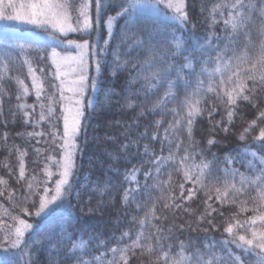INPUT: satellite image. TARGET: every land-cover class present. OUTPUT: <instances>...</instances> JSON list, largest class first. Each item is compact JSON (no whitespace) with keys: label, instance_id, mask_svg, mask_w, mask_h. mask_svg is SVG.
<instances>
[{"label":"trees","instance_id":"1","mask_svg":"<svg viewBox=\"0 0 264 264\" xmlns=\"http://www.w3.org/2000/svg\"><path fill=\"white\" fill-rule=\"evenodd\" d=\"M143 1L128 0V3L137 4ZM75 2L79 6L85 0ZM244 2L248 3L249 0ZM251 2L257 7L253 13L254 21L247 30L252 42L258 45L259 30L264 23V17L260 15V0ZM108 3L109 0H105V4ZM112 3L115 4V0ZM233 3L235 0H183L189 20L187 32L183 31L176 20L161 14L140 12L135 8L131 22L154 33H163L170 44L175 42L173 38L178 39L180 51L177 53L175 47L170 48V54L175 53L173 62L177 67L186 64L191 66L183 69L184 79L177 80L173 71L167 78L174 81L171 88L166 80L158 92L148 93L142 100H136L124 91L131 79V65L117 71L114 76L110 64L103 68L93 96L94 107L88 111L86 136L80 138L81 153L77 160L79 171L73 180L75 191L80 195L77 197L73 194L71 207L58 208L39 218L38 222L30 218L29 214L35 216L40 196L46 195L43 189L48 187L54 190L55 181L60 179L58 161L61 153L53 152L43 141L37 144L36 139L27 136V133L40 132L42 128L47 131V107L43 110L45 121L41 122V126L33 128L31 124H25L23 115L24 111L31 112L32 109L26 107L22 110L19 105L30 106L36 102L34 80L45 97L42 102L47 105V97L54 91L49 72H55L51 52L56 46L47 38L39 37L40 33L47 35L42 29L0 24V243L4 242L9 233L14 238L19 219H25L28 223H36L37 231L41 233L33 237L39 244L32 248L35 255L31 264H51L50 256L52 261L56 260V240H62L58 245L61 249L59 256H64L73 249L74 243L83 242L84 248H75L74 254L84 252L87 259L106 253L103 264H108L113 259L118 264H125L120 251L113 256L110 251L113 248H127L123 253L127 264H164V253H168L170 258L180 259L181 243L185 245V256L191 255L196 248L205 252L204 245L212 243L213 238L215 241L229 238L224 232L228 224L235 225L237 221L244 223L259 214L253 209L261 204L258 199L261 188L254 185L242 187L240 176L233 178L232 171L236 169L249 179L258 175L261 167L259 157H264V146L254 142L253 137L258 136L264 128V120L258 119L259 113L264 111V92L259 93V98L255 93H245L249 95L248 101L237 97L236 105L229 106L227 93L232 92L235 95L238 80L233 78L229 82L228 78L237 70L236 62H233L230 69H224L220 65L222 73L216 72L215 62L204 63L208 56V34H223V21L228 18L229 10L226 5ZM89 11L94 17V3ZM117 11L119 6L111 7L105 13L104 29L101 33L103 38H109L106 34L107 17L115 15ZM213 18L217 21L215 25H212ZM127 22L128 17L118 18L119 25ZM118 24L113 23L116 33L115 39L111 40L113 48L120 40ZM228 30L231 31L230 27ZM142 36V32H137L135 36H130L128 44ZM87 38L77 33H69L67 36V39L77 41ZM103 38L99 40L101 44ZM240 40L243 41V37ZM216 43L215 39L211 41V45ZM128 44L122 48H127ZM201 45H205V49ZM37 47L44 50L43 58L36 51ZM244 51L246 49L241 42L236 54L240 55ZM137 52L138 50H131L130 55H122L121 60L131 59L133 62L142 63L148 59L147 52L140 55ZM251 55L249 52V56ZM186 57L189 59L186 60ZM112 59L109 54L108 60ZM239 67L240 79H243V70L250 68L251 64L245 62ZM29 68L32 69L31 73ZM41 68L44 69L43 73ZM201 72L203 74L197 76ZM198 80L203 83H198ZM222 80L225 82L221 83ZM55 83L58 85L59 82ZM244 83L251 87L250 80H244ZM142 84V79L137 80L135 88H140ZM210 86L213 91H208ZM260 86L257 73V88ZM24 88L28 89L27 94L24 93ZM165 92H169L175 99L157 107ZM58 96L56 91V97ZM129 103L133 107H128ZM174 108H182V111L178 110V114L173 116L170 110ZM214 108L216 112L209 118L208 114ZM192 109L199 110L202 115L196 118L189 140L186 117ZM54 111L59 113L58 105L54 107ZM142 111L144 114L140 116ZM228 111L234 112L231 124L228 122ZM40 115L41 110L37 107L34 118L38 120ZM221 120L228 127L227 133L223 127H213L215 122ZM253 120L257 124L241 140V134ZM157 121L162 126H158ZM178 121L184 122L183 126ZM62 123L61 118V133ZM165 129H169L166 140L171 142V147L165 145L162 152L160 140L151 138L156 133L162 139L165 138ZM141 133H146V136L142 137ZM210 139L216 143L209 146ZM174 141H182L183 147L178 150ZM125 145L128 147L125 148ZM36 148L42 150L39 157L36 155ZM185 148H189L190 155L185 152ZM252 152L257 156L253 157ZM21 153L26 155L21 156ZM161 155L166 159L159 164L151 163L156 156ZM186 155L188 158L182 160L181 157ZM169 157L171 158L168 159ZM229 157H237V162L227 164ZM21 159L24 162L26 179L19 178ZM249 161L256 166V171L250 169ZM147 172L151 176L146 180ZM189 177H199L200 182L194 185ZM29 182L33 185V191L39 193L35 197V207L30 206L31 201L22 203ZM233 184L235 189H240L239 192L231 187ZM189 190L194 195L191 199H185ZM217 196L221 199H217ZM22 208H28V212H22ZM209 220L212 221L211 224ZM260 226L257 221L255 227L259 229ZM53 227L54 239L50 243L43 238V233ZM157 232L162 236L159 244ZM234 232L237 236L243 234L251 238V229L245 232L243 228H234ZM102 244L104 246H100ZM134 244L137 246L133 247ZM231 247L236 255L241 254L235 246ZM213 251L221 257L225 255L220 246ZM204 258H208L207 253ZM67 264L74 262L68 260Z\"/></svg>","mask_w":264,"mask_h":264},{"label":"snow or ice","instance_id":"2","mask_svg":"<svg viewBox=\"0 0 264 264\" xmlns=\"http://www.w3.org/2000/svg\"><path fill=\"white\" fill-rule=\"evenodd\" d=\"M92 3L95 4L94 17L89 11ZM117 6H119V11L115 15L107 17V35L109 38H103L101 33L104 29L105 13L109 8ZM136 6L135 3H128V0H115V4L112 3V0H109L107 5L105 4V0H85L79 6L76 5L75 0H37V2L27 5L26 10L16 11L14 15L3 16L0 14V19L6 22H26L35 25L38 29H42L47 33L48 40L55 41L57 45H64V51L66 52L65 55L61 56L55 47L52 48L51 57L52 64L55 66V72H49V75L53 79L51 87L54 91L52 95L47 97V105L42 102L45 97L42 96V89L35 83V80L33 81V87L36 89V102L30 106H26L25 104L19 105V108L22 110L26 107L32 109L31 112L24 111L23 115L25 117V124H31L33 128L41 126V122L45 121L46 117L43 114V110L47 107V131L42 128L40 132L27 133V136L30 139H36L37 144L43 141L53 152L61 153L60 160L58 161L61 169L59 173L60 179L55 181L54 190L48 187L43 189L46 195L40 196L39 207L35 212V216L29 214L30 218L34 221L38 222L39 218H43L58 208L64 206L71 207V197L73 194L77 197L80 195L79 192L75 191L73 185V180L79 171L77 160L81 153L80 138L81 136H86L88 111L94 107L90 92L96 91L100 74L103 72L105 66L109 64L112 66V75L114 76L117 71L128 68L131 65L129 68L131 79L127 82L124 91L128 96L136 100H142L148 93L158 92L167 78L172 75L173 71L176 73L177 80L184 79L182 75L183 69L191 66L186 64L177 67L173 62L175 53L170 54V48L175 47L177 53L180 51L181 46L178 39L173 38L175 42L170 44L168 37L163 33H154L131 22L132 14ZM144 6H151L156 11H159L161 6L167 9L174 7L171 0H168L167 3L165 0H145ZM226 6L229 10L228 18L223 21L225 25L224 29H222L223 34L216 35L214 32L208 34L206 41L208 56L205 58L204 63L215 62L217 65L216 72L222 73L223 69L220 65H223L224 69H230L233 62H236L237 70L228 78L229 82L233 78L238 80L236 89L234 90L235 95L232 92L227 93V103L229 106L234 107L237 103V97H242L243 100L248 101L249 95H245V93H255L257 98H259V93L264 92V23H262L259 30V44H254L250 32L247 29L254 21L253 13L257 5L252 3L251 0L248 3H245L244 0H235V3ZM259 10L260 15L264 17V0H260ZM215 11L216 9L214 8L213 12ZM175 12L176 15L171 17V19L178 21L183 31L187 32L189 20L182 2L175 5ZM125 17H128L129 22L119 25L118 18L123 19ZM114 22L118 24L120 33V40L115 48L111 45V40L115 39L116 36L113 28ZM216 23L217 21L213 18L212 25ZM229 27L231 31L228 30ZM57 32L60 35H57ZM137 32H142L143 36L137 37L131 44H128L130 36H135ZM69 33H77L81 37L86 36L88 38L82 39V42H77L67 39ZM240 37H243V41L240 40ZM101 38H103V44L99 42ZM213 39L217 41L215 45H211ZM241 42H243L246 51L237 55L236 53ZM125 44H128V47L122 48ZM21 48H23V45H21ZM201 48L205 49V45H201ZM73 50L75 51L74 55L71 54ZM131 50H138V55L147 52L149 54L148 59L142 63L133 62L131 59L122 61L121 56H129ZM36 51L43 58L44 50L37 47ZM249 52H251V56H249ZM212 53H215V56H212ZM109 54L113 57L111 61L108 60ZM185 59L187 60L189 58L186 57ZM245 62L250 63L251 67L243 70L244 76L243 79H240L241 69L239 65ZM93 69L95 74H93ZM40 71L43 73L44 69L41 68ZM194 71L195 69H193ZM29 72H32L31 68H29ZM257 73H259V82L261 85L259 88H257ZM202 74L203 72L197 74V76ZM140 79L144 81V84L140 88H135L136 81ZM244 80H250L251 87L244 83ZM55 81L59 82L58 85ZM224 82L223 80L221 81V83ZM167 83L168 87L171 88L174 81L167 80ZM198 83L202 84L203 81L198 80ZM141 89L144 91L142 92ZM23 91L25 94L28 93L27 88H24ZM56 91L59 92L58 98L56 97ZM208 91H213L211 86ZM66 93L68 94L66 95ZM173 99L175 97H172L169 92H165L164 97L160 98L156 106L162 107L164 104L172 102ZM57 105L59 107L58 114L54 111V107ZM37 107L41 110V115L38 120L34 118ZM128 107L131 108L133 105L129 103ZM178 110L182 111V108H174L170 111L175 116L178 114ZM214 112H216L215 108L212 112H209V118L212 117ZM143 114L142 111L139 115L142 116ZM200 115L202 113L196 109H192L187 113L186 131L189 140L191 139L196 118ZM233 116L234 112L228 111L229 124H231ZM61 118L63 121L62 133L59 128ZM258 119L264 120V111L259 113ZM156 123L158 126H162L160 121ZM177 123H181L183 126L184 122L178 121ZM256 124L257 121L253 120L244 129L240 139L244 140L249 129L253 128ZM213 127H223L225 133L228 131V127L223 125V120L215 122ZM168 131L169 129H165V138L163 139L158 133L154 134L151 138L152 140H160L162 152L164 151L165 145L169 148L171 147V142L166 140ZM5 135L7 136V134ZM141 136H146V133H141ZM253 141L264 146V128L261 129L258 136L253 137ZM174 142L178 150L183 147L182 141ZM214 143H216L214 140L210 139L208 141L209 146ZM124 147L127 148L128 145ZM184 150L189 155L191 154L189 148H185ZM35 152L38 157L42 154L40 148H36ZM23 155H26V153H21V156ZM152 155L155 156V153ZM238 155L239 152L237 153ZM251 155L253 157L257 156L255 152H252ZM187 158L188 155L181 157L182 160ZM164 159L166 158L162 155L156 156L155 160L151 163L159 164ZM236 162L237 157H229L226 160V163L229 165ZM259 162L261 167L258 170V175L252 179H249L243 173H239L236 169L232 171L233 178L237 175L240 176L242 187L254 185L261 188L258 197L261 204L258 208L253 209L254 211H258L259 214L251 217L250 221L244 223L237 221L235 225L228 224L224 232L228 234L229 238L221 241H215L213 238L212 243H206L204 245L205 252H201L200 248H196L191 255L185 256L183 253L185 245L181 243L180 259L170 258L168 253H164V264H264V157H259ZM248 163L250 169L256 171V166L251 161ZM150 176V172L145 173L146 180ZM19 178H27L23 159L20 161ZM189 179L192 180L194 185L200 182L199 177H189ZM231 187L235 189L234 184ZM235 190L237 192L240 191V189ZM181 191L183 192V185H181ZM38 194V191H33V185L29 182L22 203H29L31 201L30 206L35 207V197ZM101 194H103L102 190ZM193 195L194 193L189 190V195L185 199H191ZM49 196L50 199L48 198ZM217 199H221V197L217 196ZM22 212L27 213L28 208H22ZM257 221L261 225L259 229L255 227ZM208 222L209 224L212 223L211 220ZM234 228H243L245 232L251 229V238L243 234L237 236ZM54 231L55 227L46 229L43 233V238L51 243L54 239ZM204 231L207 232V229ZM38 235H41V233L37 231L36 223H28L25 219H19V226L15 228L14 238L13 234L9 233L5 236L4 242L0 243V264H31L32 257L35 255L32 248L39 244V241L33 240V237ZM160 239H162V236L157 232L158 244ZM205 239L207 240L208 237H205ZM29 241H33V243L30 244ZM61 243L62 240L55 241L54 250L58 258L52 261L50 256L51 264H67L68 260H73L74 264H103V257L106 253H101L100 256L87 259L85 258L84 252H81L79 255L74 254L75 248H84L83 242L80 244L74 243L73 249L65 253L64 256H59L61 249L58 245ZM100 246H104V244ZM136 246V244L133 245V247ZM217 246H220L224 251L225 255L223 257L213 251ZM231 246H235V249L241 254L236 255ZM110 251L113 256H115L117 251H120L122 253L121 258L127 264V258L123 256L127 248H113ZM149 251H152V249L149 248ZM205 253L208 255L207 259L204 258ZM157 259H159V256ZM108 264H118V262L113 259Z\"/></svg>","mask_w":264,"mask_h":264},{"label":"rangeland","instance_id":"3","mask_svg":"<svg viewBox=\"0 0 264 264\" xmlns=\"http://www.w3.org/2000/svg\"><path fill=\"white\" fill-rule=\"evenodd\" d=\"M34 2H37V0H0V14H2L3 16L14 15L16 13V11L26 10V6L31 4V3H34ZM181 2L183 3V0H171V3L174 5V7L172 9H167L166 7L162 6V7H160L159 11H156L151 6H144V3H145V0H144L143 2L136 4L137 5L136 9L140 12L161 14L164 17L166 16L169 19H171V17H174L176 15L175 5H177L178 3H181ZM172 20H174V19H172ZM0 24H11L14 26H26V27H31V28H35V29L37 28L35 25H31V24H28L26 22H6L2 19H0ZM106 29H107V22H106ZM57 34H60V33L57 32ZM73 34H75V33H73ZM106 34H107V31H106ZM38 35H39V37L47 38L46 34L40 33ZM75 41H77V40H75ZM50 42L55 44V46H56L55 49L57 52H59L61 54V56L66 54V52L61 51V50H64V45H57L55 41H50ZM77 42H82V41H77ZM71 54L74 55L75 51L73 50ZM51 59H52V57H51ZM67 94L68 93H66V95ZM58 95H59V92H58ZM90 95H91L92 101H93L94 92H90Z\"/></svg>","mask_w":264,"mask_h":264}]
</instances>
